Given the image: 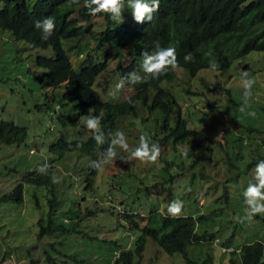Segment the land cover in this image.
I'll return each instance as SVG.
<instances>
[{"label":"rangeland","instance_id":"obj_1","mask_svg":"<svg viewBox=\"0 0 264 264\" xmlns=\"http://www.w3.org/2000/svg\"><path fill=\"white\" fill-rule=\"evenodd\" d=\"M32 1L25 0L28 6ZM124 21H133L127 8L122 14ZM122 22L110 15L108 20L94 17L90 21L94 31ZM89 40L79 50L67 51L74 68L102 59V49L92 48L95 41ZM37 54L50 55V47H31L0 28V118L27 131L23 142L0 144V195L11 191L16 182L22 183L20 201H0V264H110L115 251L137 232L119 219L118 212H144L166 205L162 198L165 191L146 193L142 187L154 175L161 178L162 158L143 163L117 146L115 161L97 169L93 188L85 189L83 178L90 159L74 152L56 157L47 151V145L57 138L89 136L86 120L92 116L91 110L79 111L76 99L65 93L69 84L47 86L40 79L44 69L35 63ZM115 63L116 58H110L95 78L93 85L101 98L119 100L141 84H126L113 96V87L120 79ZM174 70L173 85H187L195 92L185 95L189 104L181 101L183 116L212 141L195 142L194 160H171L167 171L179 174L164 186L171 188L169 203L182 200L181 214L197 216L196 232L209 238L186 246L189 261L180 253L164 252L147 238L140 257H134L131 264H240L236 252L221 251L220 247L236 249L263 235L264 214L251 222L243 220V192L254 175L256 163L251 159L264 153V51L250 50L216 72L199 69L190 78L181 69ZM242 71L255 80L248 106H244ZM132 120L129 115L118 122V131L125 133L130 149L141 136ZM161 153L168 156L166 148L161 147ZM97 158L102 163L106 153ZM46 161L54 166L59 198L53 221L63 229L38 236L37 219L43 216L46 222L49 192L44 186L24 182L23 176Z\"/></svg>","mask_w":264,"mask_h":264},{"label":"trees","instance_id":"obj_2","mask_svg":"<svg viewBox=\"0 0 264 264\" xmlns=\"http://www.w3.org/2000/svg\"><path fill=\"white\" fill-rule=\"evenodd\" d=\"M0 5V28L7 29L16 39L25 40L31 47H50V55L35 56V63L44 69L40 79L47 86L69 84L65 93L76 99L79 111L90 109L92 116L100 117L104 143L97 144L91 131L84 139L57 138L47 145V151L56 157L76 153L90 159L91 164L87 166V174L83 178L85 189L93 188V177L97 171L93 162H99L98 154L102 156L106 153L113 134L118 131V122L123 117L132 115L130 123L141 135L149 136L152 142L166 148L168 156L160 155L161 178L154 175L142 185L146 193L156 189L161 193L165 191L162 198L166 205L162 209L153 207L144 212H118L119 219L137 232L115 251L110 264H131L134 257H140L147 238L164 252L180 253L189 261L186 246L190 242L209 238V235L196 232L197 216L180 214L179 217H173L167 213L171 188L164 185L179 174L167 171L171 160H194L192 154L195 142L212 141L209 136L190 126L188 118L183 116L181 101H185V105L189 104L184 99L185 95L195 92L187 85H173L176 78L174 68H169L158 79L147 77L139 87L119 100L101 98L93 83L110 58H116L114 69L120 78L133 70L143 73L142 53L151 52L157 42L161 47L176 48V68L184 71L189 78L199 69H208L213 57L220 69L250 50L264 51V0H160L159 11L153 14L150 22L138 24L134 20L124 21L98 31L92 29L90 21L94 17L108 20L109 15H89L83 7V0L79 4H73L71 0H33L30 6L25 0H0ZM47 16L55 17L56 28L48 40H43L41 32L33 27V23ZM89 38L95 41L92 48L102 49V59L74 68L67 51L79 50L88 45ZM209 52L213 56L206 55ZM188 53L194 59L185 62L184 57ZM26 136L24 126L0 118V144H18ZM251 160L252 163L264 160V153ZM46 164L49 165L47 174L28 170L23 176L24 182L44 186L49 192L46 222L43 216L37 219L38 236L63 229L53 221L59 198L55 194L54 166L49 161ZM164 171L168 174L164 175ZM136 182L142 183L139 180ZM21 197L22 183L19 181L11 191L0 195V201L18 202ZM33 198L35 205H38L35 194ZM263 246L264 230L261 238L242 243L236 249L224 248L223 245L220 248L221 251L236 252L240 264H264Z\"/></svg>","mask_w":264,"mask_h":264},{"label":"clouds","instance_id":"obj_3","mask_svg":"<svg viewBox=\"0 0 264 264\" xmlns=\"http://www.w3.org/2000/svg\"><path fill=\"white\" fill-rule=\"evenodd\" d=\"M73 4H79L80 0H71ZM2 7V5H0ZM83 7L88 10L89 15L95 16L100 13L110 15L113 19H118L122 22V14L127 8L130 10L133 20L138 23L151 21L153 14L159 11L160 0H83ZM33 27L41 32V39L48 40L54 33L56 24L55 17L47 16L41 20H36ZM208 56H213L211 52L206 53ZM142 70L144 76L133 70L125 73L117 83H115L112 95L116 96L124 89L126 84H138L147 77L158 79L165 74L169 68L178 66L176 48L161 47L157 42L151 52L142 53ZM194 57L191 53L185 55V62L192 61ZM209 69L216 72L219 69L218 61L213 57L209 61ZM240 79L243 85V100L244 106H248L252 97L251 88L255 80L250 77L247 71H242ZM244 111V107L241 108ZM255 115V113H249ZM86 127L94 133V139L97 144L105 142V137L101 132V120L98 116H91L86 120ZM119 146L123 151L129 152L130 157L139 160L143 163H155L161 155V147L158 143L152 142L151 138L146 135L139 137V144L135 149H130L127 138L123 131H117L111 139L106 150V159L102 163L93 162V166L97 169L104 165L113 163L117 157L116 147ZM187 155V153H184ZM49 165L39 167L40 174H47ZM244 203L246 205L245 216L243 220L249 222L258 215L264 214V160H259L254 168L253 179L249 181L246 189L243 192ZM184 202L182 200H173L167 206V213L173 217H179L182 213ZM239 219V218H237Z\"/></svg>","mask_w":264,"mask_h":264},{"label":"built area","instance_id":"obj_4","mask_svg":"<svg viewBox=\"0 0 264 264\" xmlns=\"http://www.w3.org/2000/svg\"><path fill=\"white\" fill-rule=\"evenodd\" d=\"M223 249V248H222Z\"/></svg>","mask_w":264,"mask_h":264}]
</instances>
